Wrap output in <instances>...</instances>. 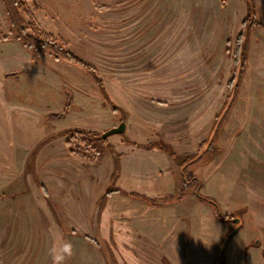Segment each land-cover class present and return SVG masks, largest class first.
<instances>
[{"label": "rangeland", "instance_id": "rangeland-1", "mask_svg": "<svg viewBox=\"0 0 264 264\" xmlns=\"http://www.w3.org/2000/svg\"><path fill=\"white\" fill-rule=\"evenodd\" d=\"M254 2L240 74L245 0H24L25 23L94 66L104 96L80 67L30 53L0 0V264H264ZM120 122L105 142L61 132Z\"/></svg>", "mask_w": 264, "mask_h": 264}, {"label": "trees", "instance_id": "trees-1", "mask_svg": "<svg viewBox=\"0 0 264 264\" xmlns=\"http://www.w3.org/2000/svg\"><path fill=\"white\" fill-rule=\"evenodd\" d=\"M9 24H10V31L14 34V37L20 41V43L32 54H38L42 51H46L51 54L54 58L64 60L71 64H74L81 69L85 70L86 72L90 73L91 76L97 81L100 90L102 91L103 95L106 96L105 89L103 87L102 81L97 74V70L91 64L83 61L80 57L76 54L71 52L62 42L52 38L49 35H41L38 33L36 27L25 23L24 19L21 17L19 13V9L24 6V0H1ZM246 5V12L242 22L243 30L239 33L237 37V46L234 50V61L239 63L238 72L242 74V69L244 68V58L246 54V49L248 45V34L250 30L256 26L261 25L260 21L257 18L256 12V4L254 0H245ZM233 83V78L229 81V84ZM238 82L234 83V87L237 86ZM225 105L223 104L222 107ZM221 107V111H222ZM215 122L213 123L214 126ZM217 125V124H216ZM216 129V127H215ZM61 132L69 133V138L67 137L66 142L71 143V137L79 142H86L93 137H96L97 140L101 142H105V137L102 133L98 134L93 130L82 128V127H67L64 128ZM76 136V137H75ZM205 143V142H204ZM144 148H150L152 145L151 143H139L138 144ZM160 148H163L179 165L180 162L177 159L175 153L171 151L169 148L165 147L163 144L158 145ZM118 155L115 154L114 160V169L111 174V178L114 180L118 174L119 170V159ZM189 157H186L181 164L188 161ZM189 180H183V183H188ZM107 196V192L101 195L100 202L98 208L100 209L103 199ZM199 198H203L211 202L214 206H216V202L213 199L203 197L202 195H198Z\"/></svg>", "mask_w": 264, "mask_h": 264}, {"label": "water", "instance_id": "water-1", "mask_svg": "<svg viewBox=\"0 0 264 264\" xmlns=\"http://www.w3.org/2000/svg\"><path fill=\"white\" fill-rule=\"evenodd\" d=\"M123 128H124V123H123V122H120L117 126H115V127H111V128H109L108 130L104 131V132L102 133V135H103V136H106V135H108V134H110V133H113V132H120V131L123 130ZM232 220H233V222H238V221H239V218H238V217H235V218H232ZM234 230H235V229H233L232 231L229 232V234L227 235L226 239H227L228 237H230V236L234 233Z\"/></svg>", "mask_w": 264, "mask_h": 264}, {"label": "clouds", "instance_id": "clouds-1", "mask_svg": "<svg viewBox=\"0 0 264 264\" xmlns=\"http://www.w3.org/2000/svg\"><path fill=\"white\" fill-rule=\"evenodd\" d=\"M64 254L70 256L71 255V245L66 244L64 245ZM64 259V255H53V264H61Z\"/></svg>", "mask_w": 264, "mask_h": 264}]
</instances>
